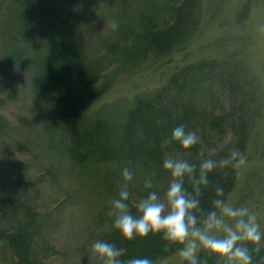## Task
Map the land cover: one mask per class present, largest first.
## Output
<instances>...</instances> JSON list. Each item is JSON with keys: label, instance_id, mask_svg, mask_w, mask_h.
I'll return each mask as SVG.
<instances>
[{"label": "rangeland", "instance_id": "obj_1", "mask_svg": "<svg viewBox=\"0 0 264 264\" xmlns=\"http://www.w3.org/2000/svg\"><path fill=\"white\" fill-rule=\"evenodd\" d=\"M33 1L28 0L25 7ZM45 1L56 5L57 19L53 26H35L29 43L33 44L44 32L50 34L70 29L77 34V49L90 59L107 53L113 45L129 43L131 37L124 27L120 30L114 13L116 16L124 14L130 6L132 15L137 13L140 17L141 13L152 10L169 18L173 7L170 0ZM183 1L179 0L178 4ZM20 4L19 0H0V114L4 117L0 129V160L17 162L24 172L21 186L27 187L39 219L45 225V237L37 245L42 263L101 264L92 252V245L109 227L106 218L110 201L118 198L122 182L118 183L117 189L115 186L110 191L101 179L105 172L115 171L110 164L83 169L60 159L55 149L63 134L62 128L53 134L49 125L52 105L38 100L30 73L20 72L16 82L4 77L2 64L6 40L1 32L9 31L14 19H7L8 12ZM193 5L196 8L188 12L191 23L184 40L169 53L151 56L132 68L127 66L115 71L120 62L112 64L104 73L114 72L115 76L80 108L69 125L75 127L82 118L93 113L104 114L120 124L121 118H125L121 116L124 111L145 103L174 75L202 63L214 64L224 78L214 86V96L205 92L197 96L195 102L217 114L230 112L235 124L243 123L245 134L243 137L241 130L238 134L233 127H227L222 134L206 132L196 124L197 131L194 132L199 137L204 158L219 161L227 158L226 154L233 149H238L246 157L244 165L237 166L235 162L229 165L235 169L236 181L225 201L255 212L264 231V0H193ZM125 21H121V26ZM100 82L106 81L101 78ZM52 142H57L55 147L50 146ZM212 149H215L214 153ZM174 157L183 156L176 154ZM142 183V178L137 176L129 185H133L136 194ZM153 190L163 198L164 183L157 182ZM9 196L10 191L0 183V201ZM140 198L132 196L130 202L135 205ZM5 228L6 224L0 218V264H18L4 233ZM157 264L184 262L177 252Z\"/></svg>", "mask_w": 264, "mask_h": 264}, {"label": "trees", "instance_id": "obj_2", "mask_svg": "<svg viewBox=\"0 0 264 264\" xmlns=\"http://www.w3.org/2000/svg\"><path fill=\"white\" fill-rule=\"evenodd\" d=\"M19 1L21 4L18 8L15 6L8 12L7 19H14L9 31L1 32L6 40V55L2 64L4 77L10 82H16V76L20 72L30 73L33 91L38 100L52 105L49 125L53 134L59 133L62 128L63 138L59 146L57 142L54 143L55 139L50 146L55 147L57 144L55 150L61 155L60 159L70 161L77 168H95L96 165L110 164L115 171L110 170L111 173L105 172L101 176L110 191L115 186L117 189L118 183H124L121 179L125 167L133 171V179L139 176L143 180L136 194L133 185H129L130 198L135 195L144 197L153 191L157 182L164 183V191L167 190L172 177L162 166L166 156L180 154L183 156L181 159L196 163L197 169L203 160L213 159L202 156L204 152L200 150L199 143L187 150L178 142L162 147L163 140L170 137L173 129L181 124L186 126V131H197L194 126L196 124L200 126V130L215 131L218 134H222L227 127H233L238 134L241 130L244 137L243 123L235 124L230 112L217 114L195 102L197 96L205 92L213 93L217 81L224 78L214 64L208 63L174 75L164 88L151 94L145 103L131 106L124 111L121 116L125 118H121L120 124L104 114L99 116L93 113L82 118L75 127L69 125L80 108L99 93L109 78L115 76L114 72L104 73L112 64L120 62L115 71L127 66L132 68L137 62L142 63L151 56L169 53L176 44L185 39L191 23L188 12L191 8H196L193 0H184L182 4H178L179 0H170L173 7L169 18L152 10L141 13L140 17L137 13L132 15L130 6L124 14L118 13L116 16L114 13L120 30L124 27L123 30L131 39L125 46L113 45L107 53L93 59L77 49V34L70 29L50 34L44 32L33 44L29 43L35 26L42 24L40 27L45 28L54 25L57 8L55 4L52 6L45 0H34L27 7L25 5L28 0ZM122 20H126L123 26ZM101 78L106 82H100ZM97 83L100 85H96ZM1 89L0 85V91ZM3 120L4 117L0 114V129L4 124ZM53 137L55 138L54 135ZM239 145L241 146V142ZM226 155L229 156L230 153ZM18 166L19 163L9 159L0 160V183L10 191L9 198L0 201V218L6 224L4 233L8 236L17 263L44 264L43 258L39 257L37 245L45 237V225L39 219L27 187L21 186L24 172ZM149 176L153 180L152 189L144 187V181ZM209 181L200 197L201 207L205 210H212L217 186L223 187L222 198H227L236 181L235 169L231 166L224 167V170L217 167L209 173ZM185 187L191 191L187 178ZM128 203L132 213L137 215L130 199ZM106 222H109V227L100 240L125 248L127 251L121 257L123 260L150 258L157 264L177 253L180 247L172 245L166 248L167 242L159 234H149L147 238L137 237L128 241L113 226V217L107 215ZM248 246L251 249L252 245ZM199 255L201 260L207 259L208 264H218L216 257L207 252L202 251ZM261 257H264V249L259 254L253 253L252 264H264Z\"/></svg>", "mask_w": 264, "mask_h": 264}, {"label": "clouds", "instance_id": "obj_3", "mask_svg": "<svg viewBox=\"0 0 264 264\" xmlns=\"http://www.w3.org/2000/svg\"><path fill=\"white\" fill-rule=\"evenodd\" d=\"M173 142H178L187 150L199 143V137L194 131H186V126L181 124L163 140L162 147ZM211 151L214 153L215 149ZM233 162L237 166L244 165L246 157L233 149L227 158L219 161L205 159L197 169V164L187 159L166 156L162 166L171 174L169 186L163 198L153 190L136 201L137 215L132 213L128 203L131 196L129 182L134 173L125 167L122 171L124 183L119 186L118 198L110 201L107 215L114 218L113 226L128 241L159 234L167 242L166 248L180 246L179 257L187 264H208L207 259H200L202 251L215 256L218 264H252L253 253L259 254L264 249V231L257 214L248 207H234L226 202L222 198L224 189L221 186L216 187L212 210L201 207L200 197L210 183L209 173ZM186 178L191 191L185 187ZM153 186L149 176L144 181V187L152 189ZM126 251L104 240H97L92 245V252L101 264H156L150 258L123 260L121 257Z\"/></svg>", "mask_w": 264, "mask_h": 264}]
</instances>
